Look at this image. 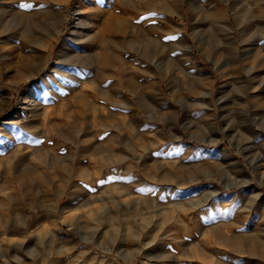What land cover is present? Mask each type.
I'll return each mask as SVG.
<instances>
[{
    "label": "rangeland",
    "instance_id": "rangeland-1",
    "mask_svg": "<svg viewBox=\"0 0 264 264\" xmlns=\"http://www.w3.org/2000/svg\"><path fill=\"white\" fill-rule=\"evenodd\" d=\"M101 1L0 0V264H264V0Z\"/></svg>",
    "mask_w": 264,
    "mask_h": 264
},
{
    "label": "bare ground",
    "instance_id": "bare-ground-1",
    "mask_svg": "<svg viewBox=\"0 0 264 264\" xmlns=\"http://www.w3.org/2000/svg\"><path fill=\"white\" fill-rule=\"evenodd\" d=\"M89 1V0H88ZM104 1V0H103ZM103 1H101L100 3L101 4H103ZM134 1V0H133ZM150 4H154L153 2L151 3V2H149ZM215 3V2H214ZM14 4V3H13ZM118 5V4H117ZM218 5V4H217ZM13 6V5H12ZM17 6V5H16ZM219 6V5H218ZM152 7V6H151ZM118 8V7H117ZM139 8H140V6H139ZM120 9V8H119ZM155 8H152V10H154ZM242 9V8H241ZM143 10H144V8H143ZM151 10V9H150ZM109 11V10H108ZM205 11V10H204ZM204 11L202 12V13H204ZM239 11V10H238ZM243 11V10H242ZM76 12H77V10H76ZM118 12H120V15L121 16H119L118 14H116L115 12H110L109 14L106 12V10H94V11H90V12H80V13H77L76 15H77V18L74 20V27H76V26H79V27H94V25L96 26L98 23L97 22H99V25H100V27H104V29H101V30H98V32H97V38L99 39V40H101L102 42H106L107 41V38H110V40L113 38V37H115V36H119V35H122L123 33H125V30L126 29H128L129 27H138L137 25H136V22H135V19L133 18L134 16H137L138 14H139V10L138 9H136L135 8V6H132L131 7V9L130 10H127V9H125V8H121V10L120 11H118ZM205 12H207L208 14H221V10H219V9H217V8H208L207 9V11H205ZM261 12V11H260ZM262 12H264V11H262ZM130 13V15L132 16L131 18H128L127 17V14H129ZM239 13V12H238ZM10 14V15H9ZM18 14H19V12H17L14 8H13V10H8L7 8H6V6H2L1 8H0V21H2V22H4V20H5V17H7V16H10L11 17V19H13V20H15V18L18 16ZM208 14H206V15H208ZM242 14H244V13H242ZM238 15V14H237ZM247 15V14H246ZM260 15H262L261 13H260ZM264 15V14H263ZM214 16V15H213ZM212 15H211V17H213ZM207 17V16H206ZM137 18V17H136ZM224 18H225V16H224ZM257 18V17H256ZM258 18H259V16H258ZM247 19H249V18H247ZM263 19V18H262ZM239 20H241L240 21V23L242 22V21H244L245 20V17L244 16H242L241 15V19L239 18ZM213 21H214V19H213ZM248 21V20H247ZM258 21V20H257ZM239 22V21H238ZM216 23V22H215ZM239 23V24H240ZM243 23H245V22H243ZM247 23V22H246ZM213 24V23H212ZM245 25V24H244ZM73 27V26H72ZM221 27V26H220ZM226 27V26H225ZM229 27V28H228ZM227 28H228V30L230 29V30H232V28H231V26H228ZM213 28V27H212ZM74 29V28H73ZM76 30V29H75ZM127 32V31H126ZM249 32V31H248ZM135 33V32H134ZM140 33V32H139ZM231 33V32H230ZM233 34V33H232ZM230 35V34H229ZM255 35V34H254ZM124 36V35H123ZM121 37V36H120ZM138 37V36H137ZM127 42H129V41H126V43ZM136 42V41H135ZM138 42V41H137ZM144 42V41H143ZM47 43V41H46V39H43L42 41H40V44H42V45H45ZM120 43H122V42H120ZM129 45H134V42H132V41H130L129 43H128ZM138 45H139V43H138ZM137 46V45H136ZM259 51H260V49H259ZM103 53H105L107 56L108 55H113L114 53L112 52V51H105V52H103ZM115 55V54H114ZM258 56V55H257ZM256 56V58L258 59V57ZM115 58H117L118 59V57H117V55L115 56ZM110 59V58H109ZM262 63H264V58H262ZM217 64V63H216ZM227 64V63H226ZM217 66V65H216ZM254 67V66H253ZM253 67L252 66H248L247 68L249 69V70H253ZM111 68V67H110ZM120 70V71H119ZM118 70V76H119V78L120 79H122L123 78V72H124V70H123V67H122V69H119ZM255 71V70H254ZM246 72H248V71H246ZM250 72V71H249ZM253 72V71H252ZM125 84H128V81H126L125 82ZM238 142H240V141H238ZM237 142V143H238ZM227 157H228V155H227ZM240 162V161H239ZM240 164V163H239ZM237 165V164H236ZM241 165V164H240ZM260 168H264V165H261L260 166ZM261 177L263 178L264 177V175L263 174H261ZM248 181V180H247ZM247 181H245V182H247ZM235 184V183H234ZM233 184V185H234ZM236 184H238V183H236ZM239 185V184H238ZM216 191V194H217V189L215 190ZM64 195V194H63ZM131 196L130 197V200H126V199H123V197L124 196ZM133 195H135L134 194V192H131V191H126V192H123L122 194H120V196H118L117 198H118V200H115L114 201V205H116V210L115 209H113V210H115L116 212H118L119 211V209H120V211H123V209H124V207H131L132 206V204L135 202L136 204H138V202H139V200H138V197H136V196H133ZM113 199H114V197H113ZM94 201V200H93ZM94 202H102V203H104L105 201H104V199H99V200H97V199H95V201ZM89 203L87 202V205H88ZM104 207V206H103ZM54 208V207H53ZM81 208V207H80ZM108 209H110V210H108ZM54 210H55V208H54ZM94 210L93 209H89V210H87L86 211V214H90L91 212H93ZM99 211V210H98ZM104 211V210H103ZM110 211H112L111 210V208L110 207H107V209H106V206H105V212L106 213H109ZM47 212V211H46ZM49 212V211H48ZM52 212V211H51ZM104 212V213H105ZM53 214H57L56 213V211H53L52 212ZM77 213V212H76ZM110 214V213H109ZM108 215V214H107ZM71 216V215H70ZM73 216V215H72ZM137 219V218H136ZM63 221V220H62ZM118 221H121V220H118ZM82 221H81V217H80V215L79 214H77V215H75V213H74V217H72L70 220L68 219V221L66 222V224H63V223H58V224H55L56 225V227L58 228V229H61L64 225H67L68 227H70V228H74V229H77L78 231H82V229H79V227H78V224H80ZM113 222V221H112ZM139 223H141V222H139ZM138 223V224H139ZM142 224V223H141ZM141 224H140V226H141ZM130 226V225H129ZM156 227V226H155ZM155 227H151V228H154V229H156ZM223 227V226H222ZM128 228V227H127ZM143 229V231H146V228H142ZM118 230V229H117ZM129 231V230H128ZM137 231V230H136ZM131 232V231H130ZM212 232V231H211ZM211 232H209V234H214L215 235V237L217 238V240H218V242L219 243H223L224 244V242L226 241V242H228L229 244H235V243H233V242H235V241H237V239H240L239 241H243V242H245V241H247V240H245V239H242V236L240 235V237H229V238H224V237H222V235H220L219 233H218V231H216V230H214L212 233ZM125 233V232H124ZM139 233V232H138ZM149 233V232H148ZM147 233V234H148ZM225 233V232H224ZM85 234V233H84ZM130 234V233H129ZM140 234V233H139ZM146 234V235H147ZM50 234H48V236H49ZM52 235V234H51ZM86 235V234H85ZM85 235H83L82 234V237L84 238V239H88V240H90V239H92L91 237H89V238H87ZM135 235V234H134ZM208 235V234H207ZM213 235V236H214ZM57 236V235H56ZM63 236V235H62ZM133 236V235H132ZM148 236V235H147ZM233 236V235H232ZM136 237V236H135ZM140 237V236H139ZM154 237H157V234H155L154 235ZM154 237H153V239H154ZM164 237H167V235L166 236H164ZM55 238V236H53V239ZM137 238V237H136ZM142 238V237H141ZM258 238V237H257ZM117 239V238H116ZM212 239V238H211ZM252 240H253V238H252ZM91 241V240H90ZM116 241V240H115ZM115 241H113V242H115ZM216 241V240H215ZM248 241H251V240H248ZM242 242V243H243ZM255 242V241H254ZM117 243V242H116ZM252 243H253V241H252ZM257 243V242H256ZM69 244V243H68ZM208 244V243H207ZM237 244V243H236ZM245 244V243H244ZM258 244V243H257ZM150 245H152V241H149V242H147V241H144V240H142L141 241V247L139 246L138 248H137V250L135 251V252H133V253H131L130 255H128L127 257H126V259L127 260H133V259H135L137 256H140V255H143L145 258H147V256L150 254V253H148L147 251H146V248L147 247H149ZM237 245H239V243L237 244ZM247 245V244H246ZM245 245V246H246ZM250 245V244H249ZM230 246V245H229ZM240 246V245H239ZM251 246H254L253 244L251 245ZM242 247V246H241ZM246 247H248V246H246ZM238 248V247H237ZM243 248V247H242ZM241 248V249H242ZM250 248V247H249ZM255 248V246L253 247V249ZM108 250H110L111 251V249L109 248ZM252 250V249H251ZM251 250H248V251H250V255H255V254H253V253H251L252 251ZM204 251V250H203ZM236 251V250H235ZM241 251V250H240ZM257 251V250H256ZM159 256V255H158ZM157 256V257H158ZM152 257V256H151ZM156 257V258H157ZM255 257H258L259 259H262L263 261H264V250L262 249V251H260V252H258L257 251V254L255 255ZM166 258V257H165ZM159 259H160V256H159ZM151 260V259H150ZM152 260H153V257H152ZM162 260V259H161ZM160 260V261H161ZM164 260V259H163ZM147 261L149 262V263H152L151 261H149V259L147 258ZM44 262V261H43ZM156 263V262H155ZM153 264V263H152Z\"/></svg>",
    "mask_w": 264,
    "mask_h": 264
},
{
    "label": "snow or ice",
    "instance_id": "snow-or-ice-1",
    "mask_svg": "<svg viewBox=\"0 0 264 264\" xmlns=\"http://www.w3.org/2000/svg\"><path fill=\"white\" fill-rule=\"evenodd\" d=\"M21 7H28V5H21Z\"/></svg>",
    "mask_w": 264,
    "mask_h": 264
}]
</instances>
